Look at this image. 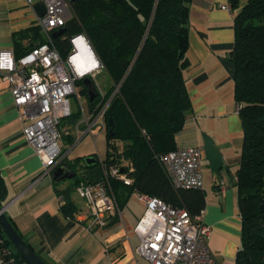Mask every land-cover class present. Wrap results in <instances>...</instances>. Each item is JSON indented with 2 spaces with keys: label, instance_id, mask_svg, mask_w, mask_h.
Returning a JSON list of instances; mask_svg holds the SVG:
<instances>
[{
  "label": "trees",
  "instance_id": "16d2710c",
  "mask_svg": "<svg viewBox=\"0 0 264 264\" xmlns=\"http://www.w3.org/2000/svg\"><path fill=\"white\" fill-rule=\"evenodd\" d=\"M189 1L68 0L71 15L60 28L61 33L51 36L58 52L64 55L68 36L83 33L110 80L107 89L101 88L105 97L110 96L104 114L102 160L117 165L126 162L132 168L125 170L131 178L129 185L116 178L106 183V192L118 207L133 190L183 206L191 214L203 206L201 188H172L156 159L175 148L174 136L181 130L190 107L183 76L188 65ZM227 4L232 10L239 7L232 18L233 44L227 58L233 65V100L242 128L233 181L240 216L233 264H264V0H245L240 6L239 0H227ZM25 34L38 38L36 45L46 40L39 26L31 25L13 33L15 49L20 48L18 40ZM32 47L13 51L14 58ZM74 83L80 84L81 79ZM81 92L85 95L84 88ZM96 100V95L91 101L86 99L89 109ZM78 118V111L70 113L58 124L75 123ZM107 118L112 122V136L108 135ZM82 159L76 157L70 164L79 175L76 183L86 182ZM67 192L59 209L62 215L72 217L77 209ZM3 196L0 181V202ZM1 247L9 251L14 264H23L0 229Z\"/></svg>",
  "mask_w": 264,
  "mask_h": 264
},
{
  "label": "crops",
  "instance_id": "0c3cea01",
  "mask_svg": "<svg viewBox=\"0 0 264 264\" xmlns=\"http://www.w3.org/2000/svg\"><path fill=\"white\" fill-rule=\"evenodd\" d=\"M31 1L33 7L40 0ZM244 1L239 0V6ZM223 5H228L227 0L189 1L185 51L188 65L183 76L190 107L174 141L176 146L199 147L204 199L201 221L210 227L207 246L218 264H233L240 226L233 181L242 128L233 100V65L227 53L233 44L232 18L239 7L232 10ZM35 14L24 0H0V48L13 53L36 45L39 39H31L30 34L18 40L20 48L15 49L13 41V33L36 25ZM74 87L78 105L70 113L78 111L80 115L81 110L90 107L86 93L81 92L83 84L74 83ZM80 95L85 102H79ZM62 125L59 131L69 147L60 145L61 158L47 174L41 175L40 161L21 134L7 83L0 81V181L4 186L0 206L3 205L4 215L48 264H145L133 254L138 242L133 227L143 211V205L133 195L120 203L119 217L110 216L103 226L88 229L83 200L80 204L70 196L74 187L65 184L66 179L56 184L50 179L51 170L61 162L71 168L76 157L91 156L98 163L105 152L104 134L96 129L92 130L93 136L77 140L82 129L79 118L75 123ZM220 180L225 189L217 192ZM67 189L77 209L72 217L62 215L59 209Z\"/></svg>",
  "mask_w": 264,
  "mask_h": 264
},
{
  "label": "built area",
  "instance_id": "2783aa9c",
  "mask_svg": "<svg viewBox=\"0 0 264 264\" xmlns=\"http://www.w3.org/2000/svg\"><path fill=\"white\" fill-rule=\"evenodd\" d=\"M24 1L33 9L31 0ZM40 1L44 12L41 16L35 14V22L46 40L17 59L11 49L0 48V63H6L9 56L12 61L10 70L6 67L0 69V81L7 83L21 134L38 157L41 164L39 174L43 175L62 156L57 124L62 117L70 114L68 96L77 98L74 81L85 76L93 78L97 71L80 77L74 70V62H70V57L86 59V53L73 44L74 37L83 35L86 38L83 33L68 36L64 55L58 52L51 40V33L59 30L71 15L68 0ZM222 7L229 9L228 5ZM86 43L94 53L87 38ZM96 84V103L91 109L80 111L82 129L77 140L82 136H93V129L102 134L106 131L104 114L110 96L105 97L104 91ZM156 159L172 188L201 186L200 150L197 145H175L174 149L157 155ZM97 166L101 171L100 181L89 184L79 180L74 187L75 193L84 202L85 215L89 217L88 229L103 226L108 217L120 215V208L106 192L108 179L116 178L124 185L131 183L125 170L126 167L127 171L132 168L126 162L108 164L101 159ZM224 189L225 184L220 180L216 191ZM131 195L143 205L142 214L133 227L138 239L133 254L142 258L145 264H218L207 246L210 227L201 221V210L191 214L183 206H173L136 190ZM0 264H14V258L4 247L0 248Z\"/></svg>",
  "mask_w": 264,
  "mask_h": 264
},
{
  "label": "water",
  "instance_id": "95a60500",
  "mask_svg": "<svg viewBox=\"0 0 264 264\" xmlns=\"http://www.w3.org/2000/svg\"><path fill=\"white\" fill-rule=\"evenodd\" d=\"M33 8L38 16H41L44 12V7L41 1L33 4ZM61 33V29L51 33V36H57ZM81 83L85 88L86 97L91 101L96 95V89L93 81L90 77L85 76L81 79ZM107 124L110 126L108 130V135L112 136V122L110 118H107ZM81 165L84 167V175L86 182L89 184H94L101 179V171L96 165L94 157L86 156L83 157ZM124 170L123 167L120 169ZM76 171L68 167L66 162H61L50 172V179L54 184L63 181L65 179H70L75 176ZM263 203L259 204V210H262ZM0 229L4 233L6 239L12 245L14 251L17 253L23 264H48L45 262L36 252H34L27 243L21 238V236L16 232L10 221L3 213V205L0 206Z\"/></svg>",
  "mask_w": 264,
  "mask_h": 264
},
{
  "label": "clouds",
  "instance_id": "9594fccd",
  "mask_svg": "<svg viewBox=\"0 0 264 264\" xmlns=\"http://www.w3.org/2000/svg\"><path fill=\"white\" fill-rule=\"evenodd\" d=\"M73 44L80 49L81 51L86 53V59L80 60L79 56L70 57V62H74V70L76 74L80 77L84 75L99 71L102 69L101 62L95 57L94 53L88 47L86 43V38L83 35L77 36L73 38ZM8 68L9 70L12 67L11 57L9 56L6 63H0V69Z\"/></svg>",
  "mask_w": 264,
  "mask_h": 264
},
{
  "label": "rangeland",
  "instance_id": "374dc122",
  "mask_svg": "<svg viewBox=\"0 0 264 264\" xmlns=\"http://www.w3.org/2000/svg\"><path fill=\"white\" fill-rule=\"evenodd\" d=\"M33 1H36V0H33ZM92 79H93V81L95 83H97L99 85L100 88H102L104 90L107 89L110 86V80L108 79L107 75L105 74V72L103 70L97 71ZM78 98H79V102L80 103L85 102L83 95H80V97H78ZM68 101H69V105H70V109L71 110L74 109V105L75 104L78 105V103L76 102V99H75V96L74 95H69L68 96ZM63 126L64 125H62V122L59 123L58 124V129L59 128L63 129ZM60 134H61V131H60ZM60 141H61V143H60L61 146L64 145L66 147H69V145L66 144V140H65L63 134H61ZM76 179H79L78 173H76V175L74 177H72L70 179H66L65 180V184H69L71 186L74 185V187H75V185L77 184L75 182ZM70 196L75 200V202L80 203V204L82 203L81 198L77 196V194L74 191V188L71 189ZM11 247H12V245H11Z\"/></svg>",
  "mask_w": 264,
  "mask_h": 264
},
{
  "label": "flooded vegetation",
  "instance_id": "af4514ba",
  "mask_svg": "<svg viewBox=\"0 0 264 264\" xmlns=\"http://www.w3.org/2000/svg\"><path fill=\"white\" fill-rule=\"evenodd\" d=\"M76 173V172H75ZM76 175V174H75Z\"/></svg>",
  "mask_w": 264,
  "mask_h": 264
}]
</instances>
